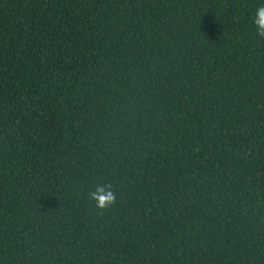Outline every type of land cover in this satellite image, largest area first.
<instances>
[{"label":"trees","instance_id":"16d2710c","mask_svg":"<svg viewBox=\"0 0 264 264\" xmlns=\"http://www.w3.org/2000/svg\"><path fill=\"white\" fill-rule=\"evenodd\" d=\"M260 4L0 0V264H264Z\"/></svg>","mask_w":264,"mask_h":264},{"label":"clouds","instance_id":"9594fccd","mask_svg":"<svg viewBox=\"0 0 264 264\" xmlns=\"http://www.w3.org/2000/svg\"><path fill=\"white\" fill-rule=\"evenodd\" d=\"M252 24L255 25L256 35L264 38V4L256 7L252 17ZM90 201L95 202L99 209H106L113 206L117 195L111 182H99L88 193Z\"/></svg>","mask_w":264,"mask_h":264}]
</instances>
